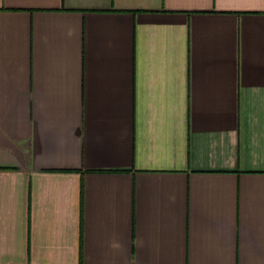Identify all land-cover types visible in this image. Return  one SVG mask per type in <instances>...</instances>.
<instances>
[{
    "label": "crops",
    "instance_id": "1",
    "mask_svg": "<svg viewBox=\"0 0 264 264\" xmlns=\"http://www.w3.org/2000/svg\"><path fill=\"white\" fill-rule=\"evenodd\" d=\"M0 264H264V0H0Z\"/></svg>",
    "mask_w": 264,
    "mask_h": 264
}]
</instances>
